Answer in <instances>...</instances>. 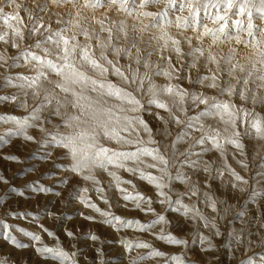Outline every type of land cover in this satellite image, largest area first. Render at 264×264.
Instances as JSON below:
<instances>
[{
	"label": "rangeland",
	"instance_id": "1",
	"mask_svg": "<svg viewBox=\"0 0 264 264\" xmlns=\"http://www.w3.org/2000/svg\"><path fill=\"white\" fill-rule=\"evenodd\" d=\"M165 2L166 0H156L155 3L141 9L140 0H126L128 8L133 9L129 12L122 9L118 2L110 4L107 0L104 7L95 9L80 7L83 0H77L76 8L67 0H12L11 5L9 0H0V35H4V39H0V97L16 95L18 100L23 102L26 99L24 93L27 92L28 109L39 103V97H33L26 82L16 75L17 72L23 76L33 75L39 63L26 62L22 55H18V52L25 49L41 55L42 49L48 48L51 52L49 59L58 60L55 42H45L39 48L35 46L36 39H43L38 33L47 35L48 28L53 32L62 29L63 34L70 37L81 33L83 29L88 31L92 38L91 43L95 44L97 38L100 43H108L109 34L103 29L111 28V47L125 50L128 54L122 52L117 58L108 52V58L115 60L116 66L129 77L133 73L150 76L153 84L161 89L156 98L168 104L171 111L183 120L181 124L167 123L168 109H160L155 104L147 103L150 98L147 80L144 82V93H135L141 100L140 109L136 113L128 111L126 102L104 95L102 89L97 92H91L89 89L87 92L96 106L112 108L114 112H119L121 117L125 114L138 115L146 128L151 129V132H148L145 127H140L139 136L133 134V138L140 140L141 143L126 147L129 149L147 147L150 150L158 148L169 159L167 174L148 167L152 157L147 154L141 156L143 164L131 160L126 164L128 167H141L158 177L163 184L161 190L170 199L160 196L155 185L148 179L141 178L139 173L123 168L116 170L122 177L121 189L131 193L133 197L139 192L141 199L147 198L141 207H148L147 201H151L153 212H145L134 207L133 200L126 201L123 198L125 193L119 191L115 184H110L112 178L102 170L97 169L94 174L101 181L106 200L101 199V195L92 187L91 181L84 182L75 174L68 185L61 183L62 178L68 175L65 169L57 166L66 160L62 154L63 149L40 143L43 134L36 127L26 129V133L35 138L31 141L26 140L23 135L17 136L10 132L9 130L15 129L17 125L7 119V114L23 117L27 111L10 100L0 99V117H4L0 119V176L8 181V183L0 181V264H60V260L54 256L36 251L37 246L61 247L66 252L75 254L76 264H130L132 257L137 254H140L142 259L136 264H262L264 261V138L244 123L231 125L227 120V114L222 117L213 115L211 111L205 113L207 102L193 105L191 101V94L196 93L201 94L202 99L216 97L229 100L236 108L264 114V103H253L252 99L253 95L264 96V88L259 87L262 83L259 77L264 75V65L260 63L261 49L260 46L253 44L254 36L264 41V34L260 31L264 28V18L258 11L260 0H233L234 7L227 10V18L220 20L214 18L218 13L224 17L223 4L226 0H184L185 4L189 2L199 4L198 8L192 10V14L187 7L181 10L180 0H175L174 3L168 4V14L163 19L159 16L140 15L141 12H155L161 9ZM242 3L251 5L250 9L246 8L240 12ZM15 5L20 7L16 8ZM37 5L41 7L38 8ZM17 14L20 20L14 18ZM29 14L37 18V21L43 19V25L37 34H30L35 21L29 18ZM177 15L187 17V27H177ZM5 16L8 17L7 22ZM250 17L253 24L251 33L248 30ZM100 20L104 21L103 25L99 23ZM193 21L196 24L195 28L192 27ZM152 23L156 27H153ZM221 23L225 24L226 34L219 31ZM144 25H148L146 31L143 30ZM121 26L124 32L120 31ZM16 28L25 36L24 39L20 36L13 37V29ZM205 28L215 31L218 36L216 42H213V33L205 34L200 41L195 39ZM162 33L180 40L185 54L189 46L184 37L191 38L193 45L204 49V56L201 57L198 53L193 57L185 55L184 61L177 62L175 52L169 47L162 58L159 47L164 43ZM236 37H240V42H237ZM53 39L55 41L58 38ZM13 41L17 48L12 47ZM75 42L83 46L86 38L79 34ZM137 48L140 49L139 53ZM93 51L99 58L101 49L94 48ZM209 51L218 60H221V57H232L231 63L237 64L238 67L229 75L230 64L227 60H221L219 67L222 71L217 73L219 77L217 84L220 88L229 83L246 87V99L240 97L238 89L230 95L226 92L221 93L219 88L210 87L211 80H207V83L200 82V77L211 76L209 69L216 68V65L207 60ZM169 53L174 69L183 67L184 71L173 72L170 77L156 74L157 67L160 69L168 67L166 61ZM196 57H199L196 60L197 66L189 69L186 61ZM144 60L148 61L147 68L144 66ZM239 65H243L245 71L241 72ZM9 67L12 69L11 72L8 71ZM85 70L89 75L96 76L91 68L85 66ZM249 72L252 75L245 86L243 77ZM181 75L185 78H180ZM189 75L192 77L191 80L187 78ZM5 76H10L13 83H8L4 79ZM48 78L59 80L54 73ZM108 79L117 84L121 83L120 78L115 75H109ZM38 83L41 94L43 88L47 87L52 97H58L64 103L60 109L62 114L65 112L78 114L79 109H73L71 106L73 98L70 93L65 94L60 89L53 90L47 79H41ZM166 84L187 91L188 95L183 99L185 112H180L177 103H174V100H179L174 93L163 91ZM132 90V87H129V91ZM52 102L55 105L56 99L53 98ZM47 115L45 108L41 116ZM188 117L192 119L189 120ZM52 121L51 124H44L49 131L54 130L53 126L59 122V117H52ZM188 124L192 127L188 128ZM59 130L68 131L63 125ZM234 133L240 135L235 136ZM209 134L216 136L220 142L219 148L213 147V142L208 139ZM201 136L204 137V141L198 143ZM229 138L238 139L243 147L237 150L235 145L228 142ZM101 143L109 147L116 146L115 141L103 138ZM49 152L51 155L47 160L40 159ZM6 156H15L19 159H6ZM222 161H226L227 165L243 178L242 182L234 181L231 174L224 171ZM205 165L209 167L207 172L204 170ZM218 169L222 175L218 173ZM177 175L181 178L176 179ZM77 181L79 186L89 188L86 195L91 203L123 218V221L115 223L124 225L131 220L132 226L114 227L111 220L104 223L100 213L77 199L80 194L79 186L72 188ZM28 182L35 183L29 185ZM234 182L237 183L236 187H233ZM39 185L50 191H36ZM193 186L199 190L198 195L185 194ZM69 188H72L71 192ZM205 192H208L216 202V211L207 206L203 195ZM177 198L181 203H176ZM161 200H164L163 204L160 203ZM185 206L188 208L187 213ZM197 208L210 221L214 218L216 229L210 224L205 227L204 221L192 211ZM49 212L52 215H49ZM157 213L164 216L163 221L156 218ZM87 216L95 218L86 219ZM141 224L144 226L141 227ZM44 229L50 230L53 235H48ZM66 229L73 233L71 237L67 235ZM217 230L219 235L215 234ZM28 233L38 234L41 237L40 241H35ZM93 235L96 237L95 240L91 238ZM202 237L207 239L202 240ZM12 238H15L16 243L12 242ZM122 239L130 242L133 247L126 249L123 243H119ZM174 239H180L182 242L174 243L172 242ZM137 242L147 243L150 247H136ZM153 249L162 255L148 254Z\"/></svg>",
	"mask_w": 264,
	"mask_h": 264
},
{
	"label": "snow or ice",
	"instance_id": "2",
	"mask_svg": "<svg viewBox=\"0 0 264 264\" xmlns=\"http://www.w3.org/2000/svg\"><path fill=\"white\" fill-rule=\"evenodd\" d=\"M67 2L71 3L73 8L77 7V0H67ZM105 2L106 0H83V3L80 5V7L95 9L98 7H104ZM107 2L110 4H116L118 2L122 9L127 10L129 12L133 11V9L128 8L126 0H107ZM155 2L156 0H140L139 8L142 9L148 4H152ZM174 2L175 0H166L165 4L161 9H158L155 12H141L140 15L152 17L159 16L161 19H163L168 14V4ZM9 3L11 5L12 0H9ZM213 6L219 7V5ZM15 7L19 8L20 6L15 5ZM37 7L40 8L41 5H37ZM179 7L181 10L187 7L189 13L192 14V10L194 8H198L199 4L196 2H189L185 4L184 0H180ZM205 7H207V5H205ZM223 7L225 9L224 17L222 18L218 13L214 19H226L227 10L234 7L233 0H226V2L223 4ZM250 7L251 5L242 3L240 5V12L245 11L246 8L250 9ZM258 11L262 13V18H264V0H260V6L258 8ZM4 18L7 22L8 17L5 16ZM14 18L16 20H20L18 14L15 15ZM29 18L35 21L34 26L30 29V34H37L38 29H41L43 25V19L40 18L37 21V18L33 17L31 14H29ZM99 23L103 25L104 21L100 20ZM122 24L123 22H121V25ZM176 25L177 27H187V17L177 15ZM152 26L156 27L154 23H152ZM161 27H163V25H161ZM192 27H196L195 21H193ZM147 28L148 25H144L143 30L146 31ZM252 29L253 24L250 17L248 22V30L250 33ZM103 30L107 31L109 34L108 43H100L99 38H97V42L95 44H92V38L89 36L88 31L83 29L81 30V33L73 34L70 37L64 35L62 29H58L53 32L51 28H48L47 35H43L42 32L38 33L39 35L43 36V39H36L35 46L39 48L45 42H55L58 48V60L54 61L52 59H49V55H51V52L48 48H43L41 55H37L35 52H30L25 49L23 52H18V55H22L26 62L37 61L39 63L33 75L23 76L19 72H17L16 75L18 77H21L26 82L27 87L31 90V94L33 97H39V103H36L33 108L28 109L27 92L24 93L26 99L23 102L19 101L16 95L3 96L0 97V99L5 101L10 100L16 103L18 106L25 108L27 111V114L23 117L7 114V119L14 121L17 125L15 129H10V132L14 133L17 136L23 135L26 140L31 141L35 138L31 135H28L26 133V129L29 127H36L43 134L42 139L39 141L40 143H46L50 146H56L63 149L62 154L66 157V160L64 163L59 164L57 166L65 169L68 175L62 178V180L60 181L61 183L68 185L70 183L71 177L73 176V174H75V176L81 178L84 182L91 181L92 187H94L97 193L101 195V199L106 200L107 198L103 195L104 190L101 187V181L98 180L97 175L94 174L95 170L99 169L103 172H106L108 176L112 178L111 181H109L110 184H115L116 188L119 191L125 193L123 198L126 201L133 200L134 207L141 208V210L145 212H153V209L150 206V200L147 201L149 205L148 207H141L144 201L147 200L146 197L144 199H141V193L136 192L135 197H133L131 193H126V190L120 188L122 177L118 175L116 170L123 168L126 171L139 173L141 178H146L152 184L155 185V188L157 192H159L160 196H163L166 199H170L166 196V193L161 190L163 188V184L160 182L158 177L152 175L151 172L144 171L141 167H128L126 164V162L129 160L136 161L138 164H143L144 161L141 160V156L147 154L148 156L152 157V161L148 165V167L152 169H158L160 173L167 174V166L169 164V159L166 158L165 154H162L158 148L150 150L147 147H133L131 149L126 147L128 145H138L141 143L140 140L133 138V134H135V136H139L140 127H145V130L148 132H151V129L146 128V126L144 125V121L138 115L129 116L125 114L121 117L120 113L114 112L112 108L96 106L95 101H93V98L88 95L87 92L89 89L91 92H97L98 90L102 89L104 95L114 97L122 102H126L128 105V111L136 113L140 109L141 100L135 95V93H144V82L145 80H147V92L150 97L147 100V103L149 105L155 104L160 109H168L169 119L167 123L175 122L177 124H181L183 123V120L179 115L171 111L168 104L156 98L158 92L161 89L157 88L153 84L150 76L146 74L137 75L136 73H133L132 76L129 77L125 75L119 67L116 66L115 60L108 58V52H111L117 58L120 57L122 52L126 55L128 53L125 50L111 47L112 29L108 28ZM120 31L124 32V28L122 26L120 28ZM219 31L222 34H226L225 24L221 23L219 25ZM260 31L262 34H264V28H261ZM207 33H213V42H216L218 36L215 34V31L213 29L208 28H205L204 32L197 35L195 39L197 41H200L201 37ZM79 34H82L86 38V42L83 46H81L78 42H75L77 41V35ZM125 35H127L126 32ZM15 36H20L21 39L25 38V36L20 32L18 28L13 29V37ZM54 37L58 39L54 41ZM161 38L164 40V43L159 46L161 49L162 58L164 57V54L165 52H167V49L169 47H171L175 52L177 62L184 61L185 55L187 57H193L194 54L198 53L199 56L202 57L205 54L204 49L200 46L193 45L192 39L189 37H184L189 46V50L186 54L182 48L180 40L170 36H166L163 33L161 34ZM0 39H4V35H0ZM229 39L232 38L229 37ZM236 40L237 42H240V37H236ZM169 41L171 42L170 44ZM253 44L260 46V54L262 57L260 63L261 65H264V41H260L254 36ZM12 47H18L14 41L12 43ZM94 48L101 49V51L99 52V58L96 57L93 51ZM139 52L140 49L137 48V53ZM198 58L199 57H196L194 59L186 61L189 65V69L195 68L197 66L196 60ZM137 59L139 62L140 57H138ZM207 60L211 64L216 65V68L209 69V71L212 73L210 77H200L201 83H207V80H211V84L209 86L212 88H219L221 93L226 92L231 95L234 93V90L238 89L240 97L245 99L247 98L246 87H241L239 85H233L229 83L225 87L220 88L217 84V80L219 78L217 73L222 71L219 67L221 60H227V62L230 64L229 75H232L234 70L238 67L237 64L231 63V56L221 57V60H218L216 56L213 55L211 51H209L207 54ZM166 62L168 67L164 69H160L159 67H157L156 74H163L166 77H170L171 75H173V72L182 73L184 71L183 67H181L180 69H174L170 53L168 54ZM85 66L91 68L96 73V76L89 75L88 72L85 70ZM144 66L145 68L149 66L147 60H144ZM239 68L241 72L245 71L243 65H239ZM41 69L44 70L41 71ZM8 71H12L11 67H9ZM52 73H54L59 78V80L49 79L48 77ZM109 75L118 76L120 78L121 83H114L112 80L108 79ZM251 75L252 73L249 72L247 76L243 77L245 86L248 84L249 76ZM180 78L183 79L185 77L181 75ZM187 78L190 80L192 79L191 75H189ZM4 79L8 83H13L10 76H5ZM41 79H47L48 84L51 85L53 90L60 89L65 94L70 93L73 98L71 101V106L73 109H79L78 114H68L67 112L62 114L60 109L64 106V103L58 97H52L47 87L43 88V94H41V88L38 83ZM259 79L262 81L259 87L264 88V75H261ZM21 87H23V85H21ZM129 87H132L133 90L129 91ZM163 91L167 93H174L175 97L179 98L178 101L174 100V103H177L179 107V111H186V109L183 107V99L186 95H188L186 90H178L176 86L172 84H166L165 86H163ZM53 98L56 99L55 105H53L52 102ZM252 99L253 103H264V96L257 97L256 95H253ZM191 101L193 105H195L196 103L207 102L208 107L204 110L205 113L211 111L213 115H221L222 117L227 114V120L231 125L236 126L238 123H244L249 126L250 129H255L257 135L264 138V114H257L254 111L236 108V106L233 105L229 100L217 99L216 97H205L202 99L201 94L196 93L191 94ZM45 108H47L48 115L46 117H42L41 113L45 110ZM231 109H235V111H232ZM121 111H123V108H121ZM52 117H59V122L54 124V130L49 131L44 127V124H51L53 122ZM3 118L4 117H0V119ZM158 118L163 119V117ZM187 119L191 120L192 117H188ZM34 121L40 122L34 123ZM61 125H63L65 129H68V131H60L59 129ZM187 127L191 128L192 125L188 124ZM122 133H127V135H123ZM234 135L239 136L240 133H234ZM101 138L107 141H115L116 146L109 147L107 146V144L101 143ZM208 139L213 142V147H220V142L217 140L215 135L209 134ZM203 141L204 137L201 136L200 140L197 142L203 143ZM228 142L230 144L235 145L237 150L243 147V145L239 142L238 139L229 138ZM50 155L51 153L49 152L46 155L41 156L40 159L47 160ZM5 158L12 160L19 159L15 156H6ZM222 167L224 171H227L231 174V176L234 178V181L242 182L243 178L239 176L234 169L227 165L226 161H222ZM204 170L205 172L209 171V167L205 165ZM217 171L222 175L220 169H218ZM175 178L180 179L181 177L177 175V177ZM0 181L8 183V181L5 180L3 176H0ZM28 183L29 185H31L35 182ZM236 184L237 183L234 182L233 187H236ZM77 186H79V181H77V184H73L72 188ZM72 188H69L70 192ZM36 191L44 192L50 191V189L45 188L43 185H39L36 188ZM88 191L89 188L79 186L80 194L79 196H77V199L81 203H85L88 207L93 208L96 212L100 213L104 223H109L111 220L114 227L132 226L133 222L131 220H129L127 224L124 225L115 223L117 221H123V218L121 216H117L103 209H100L96 206V204L91 203L89 197L86 195ZM198 193L199 190L195 186H193L191 189L186 191L185 194L190 196H197ZM21 195H23V193H21ZM56 195H60V193H56ZM203 195L205 197L207 206L213 209V211H216L217 204L212 199L211 195L208 192L203 193ZM160 203L163 204L164 200H161ZM176 203H181L179 198H177ZM185 211L187 213V206H185ZM192 211L195 213L196 216H198L202 221H204L205 227H208L210 224L212 228L216 229L214 218L210 221L198 208L192 209ZM49 215H52V213L49 212ZM81 215H83V213H81ZM94 218L95 217L93 216L86 217V219L90 220ZM156 218L160 221L164 220V216L160 213L156 214ZM140 226L143 227L144 225L141 224ZM44 231H47L48 235L50 236L53 235V233L48 229H44ZM65 231L69 237L73 235V233L68 231L67 229ZM28 234L32 235L35 241H40L41 239L38 234ZM215 234L219 235V231L217 230ZM168 235L171 239V233H169ZM91 238L93 240L96 239L94 235ZM161 238H163V235H161ZM204 239L207 238L202 237V240ZM12 242L16 243L15 238H12ZM172 242L179 244L182 241L180 239H174L172 240ZM119 243H123L126 249H131L133 247L130 242H127L123 239L119 241ZM210 246L211 245H209V247ZM136 247L149 248L150 245H148L147 243L137 242ZM36 251H43L46 254L54 256L56 259L60 260V264H76V261L74 259L75 254L68 253L61 247L50 248L47 246H37ZM97 251H99V249ZM148 254L162 255V253L156 251L155 249H153ZM140 259H142V256L140 254H137V256L132 257V259L130 260V264H136V262ZM262 264H264V261H262Z\"/></svg>",
	"mask_w": 264,
	"mask_h": 264
}]
</instances>
